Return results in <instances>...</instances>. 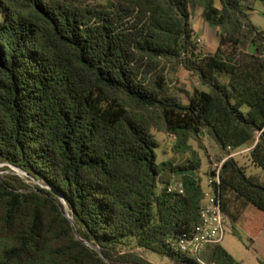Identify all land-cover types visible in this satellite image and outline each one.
<instances>
[{
	"label": "trees",
	"instance_id": "obj_1",
	"mask_svg": "<svg viewBox=\"0 0 264 264\" xmlns=\"http://www.w3.org/2000/svg\"><path fill=\"white\" fill-rule=\"evenodd\" d=\"M254 1L264 5L0 0V162L49 186L0 179V264H155L145 252L168 264H243L221 243L193 255L178 239L200 221L203 160L192 142L204 149L203 136L219 163L229 147L250 145L260 173L225 159L219 196L236 238L247 231L255 243L251 218L264 231V29L251 21ZM197 10L217 27L213 54L197 53ZM180 68L208 89L174 88ZM155 132L173 141L172 158L159 160ZM174 184L183 193L168 192Z\"/></svg>",
	"mask_w": 264,
	"mask_h": 264
},
{
	"label": "rangeland",
	"instance_id": "obj_2",
	"mask_svg": "<svg viewBox=\"0 0 264 264\" xmlns=\"http://www.w3.org/2000/svg\"><path fill=\"white\" fill-rule=\"evenodd\" d=\"M254 10L251 15V21L257 27L264 29V5L261 1H254ZM191 26L194 31V38L198 41L197 53L202 54H213L216 52L219 37L217 27L207 23L203 17L201 10H197L191 18ZM250 52H255V48L251 46L249 48ZM170 78L172 80V86L176 89H184L187 92H192L195 88H201L207 90L208 88L203 87L198 78L186 71L183 68H180L176 73H171ZM246 108L244 107L243 110ZM156 139L160 145L157 150L159 155V160L164 161L173 157L171 152V143L173 142L166 135L155 132ZM202 144L204 149H200L196 142H192L193 147L199 151V154L202 157L203 163L200 172V177L202 180V187L204 191H208V180L209 176L206 174L209 170H213L216 167V164L219 163L218 156H220V151L215 142L210 139L208 136H203ZM250 145L243 147L238 155L234 156L241 166L245 167L247 174H259L260 170L254 167L248 158V148ZM9 176H16L20 180H23L27 185L33 187L35 184L40 185L41 187L48 188L49 186L44 182L35 181L23 172L22 170L6 163L0 162V179H7ZM63 212L66 216H69V210L66 203H63ZM253 226L252 232L253 235H256V241L254 244H250L248 241L249 232L244 231L243 240L236 238L231 231L227 232L221 241L222 246L238 261L243 264H262L261 261H264V231L257 233V223L251 218L248 222ZM144 255L155 264H168L169 259L162 257L153 253L145 252Z\"/></svg>",
	"mask_w": 264,
	"mask_h": 264
},
{
	"label": "built area",
	"instance_id": "obj_3",
	"mask_svg": "<svg viewBox=\"0 0 264 264\" xmlns=\"http://www.w3.org/2000/svg\"><path fill=\"white\" fill-rule=\"evenodd\" d=\"M229 155L225 158L234 157L241 151L228 148ZM216 164L214 175L209 177L208 191H204V197L200 204V221L188 233L178 239V247L181 251L197 255L207 245L221 243L227 232L231 231V221L224 213L220 191V169L222 163ZM183 193L181 184H174L168 188V192Z\"/></svg>",
	"mask_w": 264,
	"mask_h": 264
},
{
	"label": "water",
	"instance_id": "obj_4",
	"mask_svg": "<svg viewBox=\"0 0 264 264\" xmlns=\"http://www.w3.org/2000/svg\"><path fill=\"white\" fill-rule=\"evenodd\" d=\"M19 169V168H18ZM63 203H65L64 201H63ZM69 219H70V217L69 216H67ZM99 250V249H98Z\"/></svg>",
	"mask_w": 264,
	"mask_h": 264
}]
</instances>
